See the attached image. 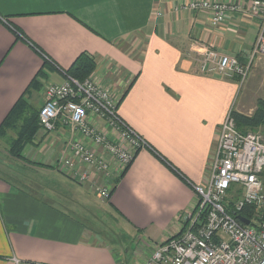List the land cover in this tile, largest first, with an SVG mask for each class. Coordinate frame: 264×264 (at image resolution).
<instances>
[{"label": "crops", "instance_id": "0c3cea01", "mask_svg": "<svg viewBox=\"0 0 264 264\" xmlns=\"http://www.w3.org/2000/svg\"><path fill=\"white\" fill-rule=\"evenodd\" d=\"M192 1L0 0V125L43 68L44 57L50 62L43 69L47 80L39 78L42 86L26 95L33 109L43 106L47 85L62 83L63 72L88 53L97 62L92 75L117 102L128 91L117 115L172 166L143 149L107 183L119 179L104 200L126 233L119 244L95 222H83V207L89 205L81 188L100 198L97 188L105 182L80 184L55 167L73 139L86 140L63 127L49 134L41 130L37 143L46 162L40 164L55 169L70 186L47 190L50 198L42 200L0 181V264H139L185 228L199 200L196 188L208 181L221 127L233 110L251 116L257 107L235 108L249 78L243 84L202 72L200 58L212 49L246 63L261 27L247 12L230 14L213 27L209 13L189 9ZM207 1L248 7L251 0ZM11 26L39 52L17 41ZM253 69L256 83L246 92L258 90L264 59Z\"/></svg>", "mask_w": 264, "mask_h": 264}, {"label": "built area", "instance_id": "2783aa9c", "mask_svg": "<svg viewBox=\"0 0 264 264\" xmlns=\"http://www.w3.org/2000/svg\"><path fill=\"white\" fill-rule=\"evenodd\" d=\"M188 7L209 13L213 27L240 12L261 22L246 63L212 49H205L199 61L202 72L244 83L256 60L264 58V0H251L248 7L238 1L195 0ZM117 103L111 89L94 75L84 81L65 77L62 83L47 85L39 113L44 133L63 127L86 140L73 139L55 167L80 184L102 179L105 185L97 192L105 201L113 186L107 183L134 161L139 150L150 146L117 115ZM231 113L220 129L208 181L196 188L199 200L187 225L156 245L151 257L139 264H264V133L240 132ZM239 215L249 225L237 219Z\"/></svg>", "mask_w": 264, "mask_h": 264}, {"label": "rangeland", "instance_id": "374dc122", "mask_svg": "<svg viewBox=\"0 0 264 264\" xmlns=\"http://www.w3.org/2000/svg\"><path fill=\"white\" fill-rule=\"evenodd\" d=\"M135 38L141 40V42L139 43H142L144 41L142 36H137ZM129 43L131 47L137 46L136 40H130ZM254 74L255 69L252 70L251 76L246 81L247 83H243L244 85H241V91L243 92H239L236 101L235 108L243 112L251 111L256 106L258 99H264V71L262 72L261 80L258 81V90L252 87L250 92H246V86H250L253 83H256V79H253ZM36 107V109H40L38 108L39 106L36 105ZM260 132L264 133V128H261ZM13 137H15V132L10 131L7 138H0L1 182H5L8 186L10 184L15 189L17 188L19 190L37 196L42 200H47V198H50L47 197V190L55 191L59 189V187L64 188L69 185L68 182L65 181L66 179L63 178L55 169L47 167L45 168V166L43 167L42 165H39L40 163L43 164L46 162L45 158L41 156L43 149L40 145H28L25 148L24 155L27 158V161H21L19 159L11 157L7 150V139ZM75 186L77 189H80V186ZM81 190L84 192V195L88 199L89 205V207H83V222H85V224L89 226H93L92 223L95 222V227H98L100 230L106 232L107 234L116 237V242L121 244L120 240H122V236H126V233L122 230L123 228L121 225L115 223V220L111 216L112 211L109 209L108 205H106V202L98 198L96 193V195L89 194L87 193L85 188H81ZM51 199L52 201L56 200L55 198Z\"/></svg>", "mask_w": 264, "mask_h": 264}, {"label": "trees", "instance_id": "16d2710c", "mask_svg": "<svg viewBox=\"0 0 264 264\" xmlns=\"http://www.w3.org/2000/svg\"><path fill=\"white\" fill-rule=\"evenodd\" d=\"M12 28H13V32L16 35L17 41L18 40L25 41L33 49L39 52V49L37 48V46L33 44L32 42H30L26 38V36L22 32H20V30L14 27ZM44 59H45V63H44L43 68L37 74L36 78L32 81L27 92H25L22 95V97L16 102V104L13 106L11 111L8 113V115L6 116V118L3 120V122L0 125V138L1 139L7 138L10 131L15 132V137L7 139V142H8L7 150L11 157L15 159H19L21 161H27V158L24 155V151L28 145H38L37 136L39 132L41 131V127L39 124L40 110H37V109L35 110L30 107V105L28 104L26 100V95L31 88L36 89L40 85L42 86V83L40 82L39 78H41L42 80H47V78L45 77L46 75L43 73V69L47 67L50 64V62L47 60L46 57H44ZM96 69H97V62L95 61L94 57L89 55L88 53H83L76 59L74 64L68 70L63 72V74L65 77H71V78H74L80 81H84L87 78H89L93 73H95ZM131 86L132 84H130V87ZM127 92L128 91H126L124 96L117 103V109L120 103L123 101L124 97L126 96ZM231 116L235 120L236 127L240 132L247 133L250 131L251 132L260 131L261 128H264V99H258L256 110L251 116L242 114L236 110L232 111ZM149 149H151V151H153V153L157 155V157H159L164 163L168 164L172 168L169 161L166 158H164L159 152L154 150L153 147L149 146ZM140 151L141 150H139L137 154ZM46 167H49V166H46ZM174 170L180 175V172H178L177 169H174ZM118 181L119 179H117L113 183V188L111 190L110 196L115 190L116 185L118 184ZM232 204L233 203L230 202V206H229L230 208ZM230 208H229V211H231ZM247 212L248 210L243 211L242 214L246 215Z\"/></svg>", "mask_w": 264, "mask_h": 264}, {"label": "water", "instance_id": "95a60500", "mask_svg": "<svg viewBox=\"0 0 264 264\" xmlns=\"http://www.w3.org/2000/svg\"><path fill=\"white\" fill-rule=\"evenodd\" d=\"M237 219H239L242 223L246 224V225H249V221L246 220L243 216H236Z\"/></svg>", "mask_w": 264, "mask_h": 264}]
</instances>
